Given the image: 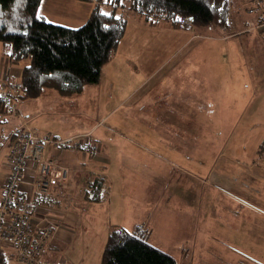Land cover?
<instances>
[{
    "label": "rangeland",
    "instance_id": "374dc122",
    "mask_svg": "<svg viewBox=\"0 0 264 264\" xmlns=\"http://www.w3.org/2000/svg\"><path fill=\"white\" fill-rule=\"evenodd\" d=\"M117 15L123 13L118 11ZM127 18L135 17L128 15ZM237 20H240L239 15ZM184 26L183 29H173L164 25L170 30H187L190 34L193 31L199 36L208 34L212 39H223L232 35L231 30L223 31L221 28H208L200 32L193 26ZM236 29H240L239 25ZM255 30L262 35L258 28ZM229 41L228 48L226 42H215L214 54L205 60L207 66L203 68L206 71L205 80L215 78L213 88H208L204 83L201 87L205 91L201 89L196 95L190 94L192 89L187 93L182 86L174 89L171 82L174 73H170L168 88H164L162 92H137V96L128 98L129 104L123 107L124 98L132 87L124 92L123 87L117 86L124 78L119 61L114 65L117 71L122 70L121 74L115 75L111 66L109 78H100L103 90L107 85H112L113 88L101 106H86L87 109L90 108L91 116L82 114L80 107L59 105L58 101L65 97L58 94L31 101L21 100V88L14 101V112L0 108L3 110L0 119L17 116L21 125L29 126L30 123V127L33 126L39 132L38 135L46 134L44 136L49 137L50 133H60L63 138L67 132L79 129L81 132L70 138L87 139L92 126L100 122L101 127L105 122L104 127L94 133V138L107 149L111 161V169L107 175L111 187H108L110 182L106 181L108 186H104V191L107 192L105 197L109 199L107 212L104 213L105 209L100 211L91 208L89 202L85 204L86 216L93 217L94 220H88L84 226L83 250L73 251L71 257L82 259L85 263L99 264L108 229L112 226H129L138 220V224H143L148 231V242L170 255L176 264H264V230L255 231L247 227L252 216L248 209L249 204L244 208L240 203V198L249 202L252 200L264 208V185H249L251 183L247 182L246 177L250 175L240 173V158H252L264 139L263 114L257 113L258 116H255L252 113L251 121L240 125V113L247 105H252L250 100L259 96L263 100V93L251 81L252 76L247 72L246 66L248 57L246 59L237 51L238 40ZM104 66L100 76L104 73ZM254 68L255 77L264 82V68L259 65L257 57H254ZM180 78L179 74L175 76L176 85ZM192 79L198 81L196 74H193ZM0 84L20 87V77L19 81L4 80ZM168 91L176 99L180 98L177 100L183 105L182 113L196 109L201 102L205 103L203 98L197 97L209 98L212 106L208 110L213 119L203 116L204 109L197 111V115L202 117L198 116L196 122H184L186 120L183 117L178 122L176 117H172L178 114L176 105L168 109L169 115L158 111V104L167 97L162 93ZM81 95L82 93L74 97ZM139 99V105H135ZM188 99L197 102L188 108ZM130 105L132 108L129 113L125 108ZM19 107L27 115L28 123L19 113ZM256 110L263 112L259 107ZM246 124L250 126L248 129ZM1 125L4 126L1 137L5 138L14 126L8 123ZM241 138L244 141L241 145L244 150H240ZM11 141L5 140L0 145V178L9 173L5 159ZM49 149L46 154L52 159L48 156ZM262 158L264 156L255 157L256 161H261ZM54 161L67 169V181L71 173L69 167ZM74 172V179L81 180L83 172ZM251 188H258L260 195H249ZM2 192L0 184V196ZM92 211L100 218L96 219ZM253 212L264 219V213L255 210ZM91 245L93 248H88ZM0 250L4 251L2 248ZM12 251L14 255V250ZM72 263L77 264L74 261Z\"/></svg>",
    "mask_w": 264,
    "mask_h": 264
},
{
    "label": "crops",
    "instance_id": "0c3cea01",
    "mask_svg": "<svg viewBox=\"0 0 264 264\" xmlns=\"http://www.w3.org/2000/svg\"><path fill=\"white\" fill-rule=\"evenodd\" d=\"M95 5L96 0H40L37 13L50 24L70 29H77L86 23ZM103 10L108 11L107 8H104ZM231 10L230 27L227 30H222H231L232 35L223 39H212L210 36H208V34L199 36L193 31L192 34H190L191 32L187 30H170L165 28L164 24L160 23L159 21L154 22L150 26L135 18L128 19L124 36L120 40L113 57L107 64H105L103 68L104 73L100 76V78H109V69L111 66L115 75L118 76L121 74L122 70L117 71L114 65L115 62L120 61L119 67H122L124 71V78L122 83H117V86L123 87L124 92H127L132 87V89L127 92V96L124 98L125 103L122 104L123 107L129 104V99L137 96L138 93L143 91H150L153 93L155 91L162 92L164 88H168V82H170L168 75L170 73H174V76L171 79L174 89H177L178 86H182L181 88L185 89L187 93L191 92L190 89H192V93L190 94H195L197 91L202 89L201 85L204 83L208 88H213L212 86L215 78L213 77L211 79L205 80L204 73L206 71L203 68L207 66L205 64V60L212 53L214 54L215 42H226L228 43V48L230 42L229 40L232 41L237 39V51L241 52V54L246 57V59L248 57L246 66L248 68L247 72H249L250 76H252L251 81L253 82V85L257 84L259 91H262L263 93V100L260 99L259 96L258 98L250 100L252 101V105L246 106L245 104V110L240 113V125H244V123L251 121L252 113L255 116H258L257 113H262L264 116V82L254 75V57H257L259 60V65H263L264 68V37H262V35L257 33L255 30L257 14L253 13L251 9H249L246 0H232ZM238 15L240 16V20H237ZM238 25L240 29H236ZM237 30H240V32ZM200 43L201 46L198 47ZM165 73L166 75H164ZM20 74L21 68L9 64L8 48L0 43V82H3L4 80L19 81ZM177 74H179L181 78L176 85L175 76ZM193 74H196L198 77L197 82L192 79ZM187 79L188 81L186 82ZM238 81L236 82L238 83ZM105 87L106 88L103 90L99 79L97 84L86 86L81 97L61 99L58 101V104L64 106L73 105L77 106V108L80 107L82 114L86 113L91 116V110L90 108L87 109L86 106H101L102 101H106L107 95L113 88L112 85L110 87L108 85ZM119 91L122 90L120 89ZM202 91L205 90L202 89ZM170 93L171 91L162 93V95H166L167 97L158 104V111L168 114L170 112L168 109L176 105L178 114L175 116L172 115V117H176L178 122H180V118L182 117L184 120H186L184 122H196L198 116L202 117L201 115H197V111L199 112L204 109L205 115L203 116H208L213 119L208 110L212 106L209 98H206L205 96L197 97L205 99H202V101H205V103L201 102L199 105H197L196 109H191L188 111L185 110V113H182L181 108L183 105L180 101H178L180 98L178 97L177 100L176 97L171 96L172 94ZM169 94L170 96H168ZM181 95L186 97V95H183V93H181ZM188 100V108H191V106H194V103L197 102L193 99ZM139 101L140 99L135 105H139ZM258 107L263 112L257 111L256 109ZM131 108L132 106L130 105L126 107L125 110H129ZM141 109L143 110V107ZM130 112L131 110H129V113ZM19 113L22 114L25 119L27 118V115L23 114V111L20 107ZM26 122L28 123L27 119ZM4 123L14 126V129L10 130L8 135L11 133L15 134L22 126L17 116L10 117V119L1 117L0 137L4 134V126L1 125ZM74 123L77 124L75 121ZM104 124L105 122L100 127V122H98L96 126H92V128L88 131L90 132V136L86 140L88 149L80 148L72 150L67 148L64 150H58L50 148L48 151V156L50 158L56 160L61 165L68 166V169L71 171V173H69L68 180L65 183H58L57 185L53 186L50 189L48 195L43 197H32V201L37 207V212L33 215V219L36 221L45 219L57 227L54 231V237L49 249V258H46V264H74L72 261L76 262L77 264H90V262L85 263L82 259L77 257H71V254L73 251L83 250L85 233L84 226L88 223V220L89 222L94 220L93 217L86 216L85 213L87 211L86 209L84 210L85 204L81 200V198L84 197V188H86L85 185L88 186V181H90L92 177H103L105 178L106 182H110L109 178L107 177L111 169L110 157L107 153V149L100 145L99 141L95 140L94 138V133L104 127ZM28 125L30 127L31 124L28 123ZM246 126H248L247 129L250 127L249 124H246ZM30 128L36 130L33 128V126ZM78 132H81V130H72V132H67V135L63 136V138L60 137V133L59 135L50 133V136L57 139H67L73 137ZM44 135L46 134H42L40 136ZM3 139L4 137L0 138V145L5 143V141L3 142ZM242 143H244L243 138L240 139V150L245 149L242 148ZM256 156L258 158L262 157L260 154L258 155V150L249 160H247V158H240V169L242 170L240 173L250 175L249 177H246L248 180L247 182L251 183L249 185L263 186L264 158H262L261 161H256ZM75 170H81L83 172L84 175L81 180L77 181L74 179ZM123 177L125 178L124 175ZM243 178L245 179V177ZM5 181L6 176H4V178H0L2 189L4 187ZM108 187H111V182ZM257 189L258 188H251V193L249 195H252L253 197L259 196L260 193H258L259 191H257ZM21 190L24 193L28 192L27 194L30 195L29 191L31 188L29 186H23L21 187ZM70 191L72 194H70ZM108 200V198H105L103 202L89 203V206L96 210L100 209V211L105 209L104 213H106L108 208ZM240 203L244 208L245 205L249 204L248 209L252 213H250L252 216L250 217L251 220L249 219L247 227L255 231L264 230V219L259 218V216L255 215V212H253L255 210L264 213V208L256 205V201L252 200L249 202L248 200L244 201L240 198ZM82 205L84 207H82ZM89 206L88 208L90 209ZM92 212L96 219L100 218L99 216L95 215V211ZM137 221L138 220L129 226L124 225L122 227L128 231H131L136 225H139ZM88 248H93V246L91 245ZM2 249H4V251L0 250V255L2 257L3 264H19L15 260L13 251L10 247L4 246Z\"/></svg>",
    "mask_w": 264,
    "mask_h": 264
},
{
    "label": "trees",
    "instance_id": "16d2710c",
    "mask_svg": "<svg viewBox=\"0 0 264 264\" xmlns=\"http://www.w3.org/2000/svg\"><path fill=\"white\" fill-rule=\"evenodd\" d=\"M260 1L258 5L255 0H246L249 9L257 14L255 29L264 36L258 26L264 10V0ZM39 3L40 0H0V43L8 48L9 64L21 68V100L51 94L71 98L79 96L86 86L97 84L102 67L113 57L124 36L128 15L150 26L159 21L168 28L183 29V21L187 20L200 32L208 28L227 30L232 0H96L89 19L77 29L46 22L37 13ZM118 11L123 15H117ZM14 135L5 136L4 141H13ZM258 154L264 156V139ZM97 178L88 181L81 198L84 204L107 198L106 180ZM148 237L143 224L131 231L112 226L99 264H176L170 255L150 244Z\"/></svg>",
    "mask_w": 264,
    "mask_h": 264
},
{
    "label": "built area",
    "instance_id": "2783aa9c",
    "mask_svg": "<svg viewBox=\"0 0 264 264\" xmlns=\"http://www.w3.org/2000/svg\"><path fill=\"white\" fill-rule=\"evenodd\" d=\"M255 1L258 5L261 2ZM261 16L258 26L264 31V10ZM183 23L190 26L187 20ZM19 94V85L0 84V108L14 112V101ZM86 140L83 137L57 139L40 136L23 125L15 133L6 152L9 173L0 198V248L8 246L14 250L17 263L46 264L45 257L57 228L48 220L33 219L37 207L32 197L48 195L53 186L67 179V169L49 159L47 149H88ZM23 186L31 188L30 195L21 190Z\"/></svg>",
    "mask_w": 264,
    "mask_h": 264
},
{
    "label": "bare ground",
    "instance_id": "6f19581e",
    "mask_svg": "<svg viewBox=\"0 0 264 264\" xmlns=\"http://www.w3.org/2000/svg\"><path fill=\"white\" fill-rule=\"evenodd\" d=\"M1 197V196H0Z\"/></svg>",
    "mask_w": 264,
    "mask_h": 264
}]
</instances>
